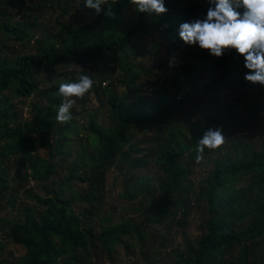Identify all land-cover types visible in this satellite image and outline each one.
Listing matches in <instances>:
<instances>
[{
    "label": "trees",
    "instance_id": "obj_1",
    "mask_svg": "<svg viewBox=\"0 0 264 264\" xmlns=\"http://www.w3.org/2000/svg\"><path fill=\"white\" fill-rule=\"evenodd\" d=\"M15 1L0 0V202L8 201V194L16 187L7 181L8 162L13 159L22 157L19 162L36 175V179H48L52 173L53 165L36 156L35 151L39 147L49 153L52 143H56L51 139L50 106L55 103L54 96L59 86L50 87L42 95L37 94L43 96L48 105L43 109L39 101L35 100L31 103L29 119L19 116L18 104L35 96L40 82L53 81L55 70L63 65H70L77 70V74L90 75L96 82L93 89L99 109L106 110V106H109L105 113L110 125L105 127L101 123H91L89 127V142L101 145V151L94 156L100 167L88 176L77 178L85 181L90 190H97L103 186L104 172L117 162L128 160L129 152H122L127 145L132 147V129L138 125L142 128L170 125L181 111L176 109L178 103L170 92L171 85L167 88L162 84L160 88L163 92L153 102L140 97L130 99L129 95L131 92L135 94V90H127L126 96L114 94L110 90L114 83L109 82L110 77L119 66L124 72L122 79L115 80V83L126 82L129 86L133 82V79L128 80L127 75V71L132 68L131 64L121 65L116 60H101L102 56L114 55L130 35L145 31L149 24L155 22L149 20L144 23L142 19L148 14L135 11V23L120 33L117 25L131 4L129 0H116L111 5L114 17L105 16L103 11L97 15L86 8L94 19L93 23L60 25L57 32L50 35L47 30L37 28L36 19H30L29 16L31 7L36 5L39 8L40 1L45 5L47 0L35 3L32 0H19L17 6H25L22 21H16V16L10 12ZM164 4L168 11L154 14L155 25L164 28L168 26V31L175 36H179L181 23L202 19L208 8L199 0H164ZM106 7L102 6V9ZM25 16L27 21L24 20ZM95 33L96 37L93 38ZM184 46L195 49L193 55L196 60L182 58L181 65L174 66L170 75L166 76L186 86L185 92L177 91L181 99L189 91L202 90L207 81H212V76L204 82L199 81L202 80V73L208 71L215 72L218 83L223 84L227 77H232L235 82L233 87L242 85L246 91L264 90V86L244 79L249 70L244 67V59L235 49H227L217 58L197 45L184 43ZM163 73H166L164 68L161 69ZM162 76H158L157 81L161 82ZM103 83L109 89L106 98L98 95V92L105 89L102 88ZM213 106L209 103L201 111L203 119L195 124L192 140L187 145L178 144L175 148L153 152L154 162L164 175V181L159 196L148 201L145 214L158 223L169 216L168 206L174 192L182 186L184 168L181 160L184 153L189 149L197 152L199 140L209 128L212 129L214 122L210 118L213 116ZM253 109L254 106L249 102L240 107L231 102L228 109L216 119V123L224 131L235 133L234 128L247 124L244 120H238L239 114ZM146 159L144 157L139 162L146 163ZM68 175L67 179L70 173ZM47 193L44 197L35 193L28 195L41 210L26 207L21 219L12 221L9 226L8 235L12 242L25 249L18 264H87L90 248L92 250L96 243L120 241L125 236H132L133 232L139 235L138 238L143 237L141 228L133 226L128 219L102 227L100 233L95 235L93 229L84 226L73 213L69 200L61 194V188ZM136 194L128 193L125 196L132 198ZM80 197L90 200V193L80 194ZM203 199L206 213L202 224L204 231L198 239L185 244L187 257H191L188 264H264V140L259 151L247 155L246 150L240 148L232 156L217 159L204 187ZM3 221L0 219V223ZM236 249L237 255L232 254ZM77 250L86 256L82 262L81 257H75ZM178 264L186 262L182 258Z\"/></svg>",
    "mask_w": 264,
    "mask_h": 264
},
{
    "label": "rangeland",
    "instance_id": "obj_2",
    "mask_svg": "<svg viewBox=\"0 0 264 264\" xmlns=\"http://www.w3.org/2000/svg\"><path fill=\"white\" fill-rule=\"evenodd\" d=\"M36 1L38 0H32V3ZM199 1L209 6L207 0ZM18 3L19 0H16L10 12L16 16V21H22L25 6H17ZM29 13L30 19H36L37 28L47 30L50 35L55 34L60 25L94 22L93 17L86 11L83 0H47L45 5L40 1L39 8L35 5L30 8ZM24 20H28L26 16ZM149 20L156 23L155 15L148 14L142 19L144 23ZM134 23L135 8L131 5L129 10L122 14L117 29L123 33L128 25ZM155 23L149 24L145 31L130 35L114 55L102 56L101 60L106 62L116 60L121 65L131 64L132 68L127 71V75L128 80L133 79V82L129 86L126 82L115 83V80L122 79L124 72L119 66L110 77L109 82H114L110 90L114 94L126 96L127 90H135V94L131 92L129 95L130 99L140 97L153 102L163 92L160 88L162 84L167 88L171 85L170 92L178 103L176 109H181L180 113L170 125L164 124L157 128L151 126L142 128L138 125L132 129L130 132L132 147L129 148L127 145L122 152L123 154L129 152L128 160L117 162L110 167L104 172L103 186L97 190H90L85 181H79L77 178L88 176L100 167L94 156L101 151V145L89 142V127L91 123H101L105 127L110 125L106 118L109 106H106V110H100L96 92L92 89L84 98L77 100L72 109L73 119L61 124L56 121V112L62 99L57 93L54 96L55 103L50 106L53 136L51 139L56 143H52L49 153L39 147L35 151L36 156L53 165L49 178L36 179L37 176L20 163L22 157L8 162L7 181L9 185L14 183L16 187L8 194L10 197L8 201L0 202V219L4 220L0 223V264H18L19 258L25 254L22 246L12 242L8 230L12 221L21 219L24 208L30 210L38 208L35 200L30 199L28 195L35 193L44 197L47 192L56 191L58 188H61V194L69 200L72 211L80 222L91 227L95 235L100 233L102 227L124 219H128L133 226H138L142 230L141 239L133 232V237L125 236L120 241L96 243L92 250L90 248L87 264H178L182 258L188 264L191 257H187L185 244L198 239L204 231L202 224L206 213L203 192L215 161L223 156L234 155L240 148L245 149L247 155L261 148L264 140V90L246 91L242 85L233 87L235 82L232 77H227L223 84L218 83L215 72L208 71L202 73V80L199 81L204 82L211 76L212 81H207L202 90L189 91L188 95L181 99L177 91L185 92L186 86L176 80L173 82L166 76L170 75L174 66L181 65L182 58L196 60L193 55L195 49L185 47L179 36L168 31V26L164 28L156 26ZM92 37L95 38L96 33ZM162 68L166 73L161 74ZM76 75L77 70L70 65L57 68L53 81L40 82L35 96L18 104L19 116L29 119L31 103L35 100L45 109L48 102L37 94L42 95L43 91L55 85L59 86L61 82H71ZM158 76H162L161 79L166 81H157ZM102 88H105L104 84ZM108 94L107 88L98 92V95L104 98ZM231 102H234L236 107L245 102L254 106L253 111L239 114L238 120H244L247 124L234 128L235 133L224 131L216 123V119L228 109ZM209 103L214 105L213 116L210 118V121L214 122L212 130L220 127L222 135L225 136V143L216 150L205 148L203 158L199 160L198 153L193 149L184 153L181 160L184 168L182 186L174 192L173 200L168 206L169 216L158 223L153 217H147L145 214L148 201L159 196L164 181V175L154 162L153 152L159 153L161 150L175 148L178 144L187 145L192 140L195 124L203 119L201 111ZM63 134L67 136L64 137ZM144 157L147 158V162H139ZM69 173L70 178L67 179ZM86 192L90 193V200L80 197V194ZM128 193L137 194L128 198L125 196ZM237 253V249L232 252L234 255ZM75 257H81L82 262L86 256L77 250Z\"/></svg>",
    "mask_w": 264,
    "mask_h": 264
},
{
    "label": "clouds",
    "instance_id": "obj_3",
    "mask_svg": "<svg viewBox=\"0 0 264 264\" xmlns=\"http://www.w3.org/2000/svg\"><path fill=\"white\" fill-rule=\"evenodd\" d=\"M84 6L95 14L114 17L111 5L116 0H83ZM135 11L146 14H164L168 11L164 0H129ZM206 15L179 25V38L187 45H197L211 56L221 57L225 50L235 49L249 70L244 79L264 86V0H207ZM102 6H107L102 9ZM96 82L88 74L78 73L74 81L61 82L58 94L62 97L56 112V121L64 124L73 119L72 109L78 99L84 98ZM225 143L222 130L209 128L196 145L197 159L204 149H219Z\"/></svg>",
    "mask_w": 264,
    "mask_h": 264
},
{
    "label": "built area",
    "instance_id": "obj_4",
    "mask_svg": "<svg viewBox=\"0 0 264 264\" xmlns=\"http://www.w3.org/2000/svg\"><path fill=\"white\" fill-rule=\"evenodd\" d=\"M105 85V83H103Z\"/></svg>",
    "mask_w": 264,
    "mask_h": 264
}]
</instances>
